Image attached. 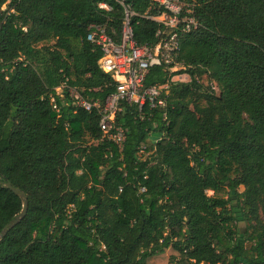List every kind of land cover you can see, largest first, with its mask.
<instances>
[{"label": "trees", "instance_id": "16d2710c", "mask_svg": "<svg viewBox=\"0 0 264 264\" xmlns=\"http://www.w3.org/2000/svg\"><path fill=\"white\" fill-rule=\"evenodd\" d=\"M187 1L199 26L180 39L179 72L217 91L150 69L144 87L167 85L168 109L122 104L118 148L68 89L100 105L115 91L86 36L100 25L118 41L123 8L0 0V232L23 205L5 184L27 198L0 264H146L169 248L174 264H264V0ZM123 2L136 43L154 45L148 0Z\"/></svg>", "mask_w": 264, "mask_h": 264}, {"label": "built area", "instance_id": "2783aa9c", "mask_svg": "<svg viewBox=\"0 0 264 264\" xmlns=\"http://www.w3.org/2000/svg\"><path fill=\"white\" fill-rule=\"evenodd\" d=\"M123 8L121 32L119 40L114 39V32L109 33L105 26L91 25L88 27L86 40L97 48L101 56L98 60L100 71L108 75L115 82V91L109 95L104 103H89L74 88L68 89V94L73 99L75 106L90 111L92 108L99 114L98 127L101 132V140L112 142L118 148L122 147L124 134L115 123L122 104H135L138 109L147 104L149 109H168L166 97L167 85H155L144 87V79L149 70L154 67H163L169 72L171 82L186 83L185 76L179 77V71L183 67L177 63L180 39L186 34L198 28V22L194 18L193 4L187 0H148V9L143 18L158 25L155 33L154 45H138L134 40L131 20L134 12L126 6L123 0H113ZM98 9L110 11L106 3H99ZM185 77V78H184ZM65 88L62 85L55 91ZM53 103V109L58 108ZM144 149L141 148V153ZM144 188L139 190L144 192Z\"/></svg>", "mask_w": 264, "mask_h": 264}, {"label": "rangeland", "instance_id": "374dc122", "mask_svg": "<svg viewBox=\"0 0 264 264\" xmlns=\"http://www.w3.org/2000/svg\"><path fill=\"white\" fill-rule=\"evenodd\" d=\"M4 9H5V6L2 7V10H4ZM186 75H187V78L184 77L185 78V80H184L185 82H190L191 80L198 81V83L201 84L204 87V90L207 89V91H208L209 88H207V87L213 86L212 89L215 90V91H217V89L214 87V85L212 84V82H210L209 74L208 73L200 74V75H198L197 73H195L192 76L189 75L188 73H186ZM178 76L179 77L185 76V73L179 72ZM57 93L59 94L60 91H58ZM141 155H143L144 157L147 156L146 154H144V152ZM242 190H243L242 187H240L239 188V191L241 192ZM207 195L208 196H211L212 195V192L211 191H208L207 192ZM237 227H238L239 230L243 231L245 225H244V223H240V224H238ZM173 256L174 257H177V259L179 258L178 257V253L169 248V249H166L161 254H158V255H155V256H152V257L148 258L146 260V264H174V262H171L170 261V257H173Z\"/></svg>", "mask_w": 264, "mask_h": 264}, {"label": "water", "instance_id": "95a60500", "mask_svg": "<svg viewBox=\"0 0 264 264\" xmlns=\"http://www.w3.org/2000/svg\"><path fill=\"white\" fill-rule=\"evenodd\" d=\"M5 187L11 191L13 194L18 196L20 200L22 201V210L18 217H16L14 220H12L9 224H7L4 229L0 232V240L25 216L27 211V198L26 195L17 188L12 187L10 184H5Z\"/></svg>", "mask_w": 264, "mask_h": 264}]
</instances>
